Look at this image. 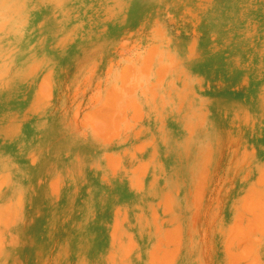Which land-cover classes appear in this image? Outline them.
<instances>
[{
  "label": "rangeland",
  "instance_id": "1",
  "mask_svg": "<svg viewBox=\"0 0 264 264\" xmlns=\"http://www.w3.org/2000/svg\"><path fill=\"white\" fill-rule=\"evenodd\" d=\"M0 264H264V0H0Z\"/></svg>",
  "mask_w": 264,
  "mask_h": 264
}]
</instances>
